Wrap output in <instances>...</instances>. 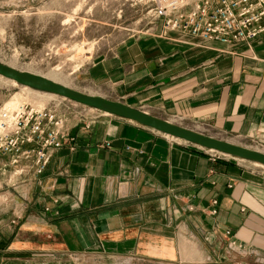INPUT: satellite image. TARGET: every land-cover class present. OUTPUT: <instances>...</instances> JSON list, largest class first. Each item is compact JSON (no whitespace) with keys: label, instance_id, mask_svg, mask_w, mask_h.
<instances>
[{"label":"crops","instance_id":"1","mask_svg":"<svg viewBox=\"0 0 264 264\" xmlns=\"http://www.w3.org/2000/svg\"><path fill=\"white\" fill-rule=\"evenodd\" d=\"M90 70L98 94L264 145V34L230 45L157 29ZM98 115L6 189L0 264H264V171Z\"/></svg>","mask_w":264,"mask_h":264},{"label":"rangeland","instance_id":"2","mask_svg":"<svg viewBox=\"0 0 264 264\" xmlns=\"http://www.w3.org/2000/svg\"><path fill=\"white\" fill-rule=\"evenodd\" d=\"M153 1L0 0V62L54 75L79 90L99 92L100 85L91 75V62L115 54L132 40L154 35L158 23L151 13ZM14 100L17 104L53 106L60 97L33 92L0 76V104ZM55 108L70 122L89 125L101 112L66 98ZM225 138L264 152V145L229 135ZM225 160L264 171V164L253 160L227 154ZM6 178L0 174V202L6 200L5 191L11 187Z\"/></svg>","mask_w":264,"mask_h":264},{"label":"built area","instance_id":"3","mask_svg":"<svg viewBox=\"0 0 264 264\" xmlns=\"http://www.w3.org/2000/svg\"><path fill=\"white\" fill-rule=\"evenodd\" d=\"M151 13L160 32L174 30L230 45H249L264 34V0H154ZM59 97L53 106L27 102L12 107L0 104V174L7 176L9 185L19 177L35 180L44 171L52 152L73 140L69 134L71 122L55 108L66 98ZM83 125L89 127L88 122ZM73 146L68 145L70 149ZM205 150L214 159L226 156L216 150Z\"/></svg>","mask_w":264,"mask_h":264},{"label":"water","instance_id":"4","mask_svg":"<svg viewBox=\"0 0 264 264\" xmlns=\"http://www.w3.org/2000/svg\"><path fill=\"white\" fill-rule=\"evenodd\" d=\"M0 75L13 79L17 84L52 92L72 101L91 106L101 112L133 120L138 124L150 127L169 136L196 144L200 147L264 164L263 151L235 143L228 139L203 133L196 129L173 122L169 119L148 113L120 100L111 99L98 93L79 90L48 79L39 73L16 69L2 62H0Z\"/></svg>","mask_w":264,"mask_h":264},{"label":"bare ground","instance_id":"5","mask_svg":"<svg viewBox=\"0 0 264 264\" xmlns=\"http://www.w3.org/2000/svg\"><path fill=\"white\" fill-rule=\"evenodd\" d=\"M9 66L14 67L13 65H9ZM0 76H1V75H0ZM43 76L46 77V78H48V79L54 80V81H56V82H58V83H61V84H64V85H68V84H66L64 81L60 80L58 77H56V76H54V75H43ZM2 77H3V76H2ZM5 78H6V77H5ZM7 79L10 80L12 83H16L13 79H10V78H7ZM20 85H22V84H20ZM23 87L26 88V89H28V90H31V91H33V92L40 93V94L50 95V94L52 93V92H48V91H44V90H39V89L34 90L35 88H32V89H31V87H28V86H25V85H23ZM53 94H54V93H53ZM14 101H16V102H14ZM14 101L10 102L9 104H5V106L12 107V106L16 105V104H17V100H14ZM175 139H179V138H176V137H175ZM254 162H257V161H254ZM257 163H259V162H257ZM260 164H261V163H260Z\"/></svg>","mask_w":264,"mask_h":264}]
</instances>
